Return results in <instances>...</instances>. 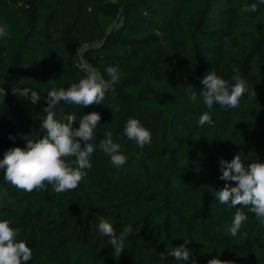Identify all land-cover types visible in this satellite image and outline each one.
I'll list each match as a JSON object with an SVG mask.
<instances>
[{
    "label": "trees",
    "instance_id": "trees-1",
    "mask_svg": "<svg viewBox=\"0 0 264 264\" xmlns=\"http://www.w3.org/2000/svg\"><path fill=\"white\" fill-rule=\"evenodd\" d=\"M252 4L257 10L246 11ZM146 6L141 10L130 0H67L58 7L52 0H0V24L19 22L7 27L13 52L9 69L0 74V135L13 136L20 148L42 138L48 92L87 76L76 60H65L81 53L104 80L111 79L109 66L120 74L114 91L88 108V114L101 117L89 143L95 148L110 112L119 107L151 132L142 154L158 159L165 180L163 186L147 184L128 201L96 148L87 176L62 193L50 184L31 193L18 190L0 169V221L18 229L17 242L31 249L27 264H73L74 249L86 252L84 264H103L109 256L114 264H191L192 258L208 264L213 257L228 264H264V244L255 243L251 226H241L233 237L224 223L225 216L249 208L216 199L225 184L219 179L221 159L230 162L239 155L245 166L264 163V2L148 0ZM142 23L146 26H137ZM234 68L248 84L239 107L209 110L200 95L201 79L214 71L231 85ZM189 85L196 101L189 99ZM235 110L246 114L243 125L233 118ZM52 111L61 123L75 116L78 127L71 103L61 101ZM205 112L212 123L201 126ZM14 147L0 146V160ZM67 162L75 167L74 158ZM101 218L117 235L132 227L120 256L100 234ZM185 242L188 261L168 255Z\"/></svg>",
    "mask_w": 264,
    "mask_h": 264
},
{
    "label": "clouds",
    "instance_id": "clouds-1",
    "mask_svg": "<svg viewBox=\"0 0 264 264\" xmlns=\"http://www.w3.org/2000/svg\"><path fill=\"white\" fill-rule=\"evenodd\" d=\"M264 2V0H261ZM255 12L257 5L252 4L245 10ZM7 26H0V38L8 37ZM110 81H106L95 71L87 74L79 83L69 88L53 89L46 98V118L41 123L42 138L28 140L24 148L9 149L2 160L0 169L4 171V180L18 190L31 193L44 190L46 185H53L54 191L62 193L76 189L91 169L90 158L95 151L92 143L94 129L98 127L101 117L98 113L86 114L80 120L78 127H74L75 116L69 115L67 123L56 120L52 111L61 101L80 106L99 105L105 99L107 92L114 91V85L119 82L120 74L116 67L106 69ZM234 83L218 76L214 71L208 72L202 79L203 86L200 95L204 105L212 110L214 105L223 109L239 107L241 98L248 90L247 81L234 68ZM189 99L196 101L197 93L191 85L188 86ZM0 91L4 92L3 89ZM252 96L254 93L252 92ZM38 99V96H37ZM36 99V100H37ZM33 101V102H36ZM211 116L205 112L199 117V125L211 124ZM39 137V133H35ZM124 135L141 149L152 142L151 132L144 128L137 119H128L124 128ZM12 139V137H9ZM99 148L110 156L114 166L120 167L126 163V157L120 154L121 146L114 143L111 132L106 133ZM68 158H74L75 167L71 166ZM220 180L225 181L223 188L218 190L216 199L220 204L233 208H249L258 220L264 223V163L253 162L245 166L239 155L230 162L220 160ZM228 182H233L231 186ZM6 194V192H5ZM246 215L237 210L232 225L227 229L235 237L240 231ZM101 235L109 237L108 244L114 249V254L120 256L124 252V240L132 231L127 226L117 235L114 227L106 219L101 218L98 224ZM19 230L10 227L8 221H0V264H27L32 258V251L23 240L17 242ZM175 247L171 255L177 261H188L190 258L186 244ZM160 260H165V254H160ZM191 264H196L192 258ZM208 264H228L213 257Z\"/></svg>",
    "mask_w": 264,
    "mask_h": 264
},
{
    "label": "rangeland",
    "instance_id": "rangeland-1",
    "mask_svg": "<svg viewBox=\"0 0 264 264\" xmlns=\"http://www.w3.org/2000/svg\"><path fill=\"white\" fill-rule=\"evenodd\" d=\"M67 0H52L53 6H61L65 4ZM135 5H138L141 10L146 9L148 0H130ZM168 16L167 12L164 14ZM154 23V22H153ZM151 23L152 26L154 24ZM19 25V22L16 20H6L0 26H7L11 29L15 26ZM139 27H145L146 23H142L141 25H137ZM8 37L0 38V74H4L10 67L12 62V52L13 46L8 41ZM78 59V56H72L71 58L66 57L65 60L75 61ZM23 92L29 94L30 96H34L28 90H22ZM72 110L79 118V121L82 117L89 112V106L84 107L76 104H72ZM81 111L84 114L81 115ZM233 118L236 119V122L243 125L246 121V114L243 111L235 110L233 112ZM129 118L123 114V112L119 109V107H115L109 115V118L104 125L103 134L99 143L95 144V148L98 151V159L105 166L108 172L111 174L114 186L116 190L124 196L128 201L133 200L137 191L147 184L159 185L163 186L165 183L163 174L158 171L157 165L159 164L158 159L155 158H147L144 156L143 150L136 145L135 142H132L124 135V128L126 126V122ZM111 132L112 140L114 143H117L121 146L120 154L126 157V163L123 166L117 167L114 166L111 162V158L109 155L105 154L100 148L99 144L102 140L106 139V133ZM9 137H12L10 139ZM0 146L8 147L15 146L20 147L19 143L15 140V138L11 135H0ZM201 189V188H200ZM247 219L242 223V226H251V228L255 231V243L258 246H262L264 244V223L258 220L255 214L251 211L244 213ZM225 224L232 225L234 217L225 216ZM86 258V252L82 249H74L72 250V261L73 264H84ZM107 260V261H106ZM104 261L103 264H114L113 259L109 256Z\"/></svg>",
    "mask_w": 264,
    "mask_h": 264
},
{
    "label": "built area",
    "instance_id": "built-area-1",
    "mask_svg": "<svg viewBox=\"0 0 264 264\" xmlns=\"http://www.w3.org/2000/svg\"><path fill=\"white\" fill-rule=\"evenodd\" d=\"M78 59L76 60V65L85 71L86 74H88L91 71H95L81 56V53L77 54ZM96 72V71H95ZM98 75L99 73L96 72Z\"/></svg>",
    "mask_w": 264,
    "mask_h": 264
}]
</instances>
